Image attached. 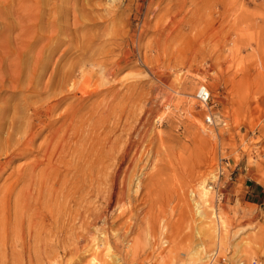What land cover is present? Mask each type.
Returning <instances> with one entry per match:
<instances>
[{
  "label": "rangeland",
  "instance_id": "1",
  "mask_svg": "<svg viewBox=\"0 0 264 264\" xmlns=\"http://www.w3.org/2000/svg\"><path fill=\"white\" fill-rule=\"evenodd\" d=\"M32 108L41 127L26 151ZM57 128L74 149L63 158L75 188L69 239L53 233L48 198L30 188L24 200L19 172ZM9 159L0 264H264V0H0Z\"/></svg>",
  "mask_w": 264,
  "mask_h": 264
},
{
  "label": "bare ground",
  "instance_id": "2",
  "mask_svg": "<svg viewBox=\"0 0 264 264\" xmlns=\"http://www.w3.org/2000/svg\"><path fill=\"white\" fill-rule=\"evenodd\" d=\"M48 111L50 113V110L47 108L43 112L46 115ZM52 111L53 110H51V112ZM39 116H40V114H39L37 109L32 108L30 110L29 117H31V118L29 119V117H28L27 129H26L25 135H24L23 139L19 142V145H18L22 150H26V151L32 150V148H33L32 144L34 143V141L38 135L36 128L41 127ZM57 131H58V128L53 130V132L50 133L49 136L44 140L41 158L37 161H32L27 168H21V170H19V172L24 171L27 173V176H28V178L25 181V185H24V189H25L24 195H23L24 200L30 199L32 197L30 188H33L36 191V196L32 197L35 199L36 202L42 201L45 197L48 198L49 202L46 205V207H47L49 214H50V217H51L50 225H52V226L55 225L52 229L53 233H55V234L59 233V234H61V236L63 235L62 237L69 239V237L72 235V233L69 235V233H70L69 230L72 232V216L70 215L69 204H70V201H72V199H73L75 188L73 187V183L71 182V180H69V178L66 176V174L68 173L69 167H70V163H66L63 160V158H65V155L69 156L70 153L73 154L74 149L71 150V148H70L71 152L69 150V152L66 154L68 149L64 145L65 137L63 136L61 139V142H59L57 140ZM17 154H19V153H14L13 150L11 151V156L15 157ZM13 157H11V158H13ZM10 161L11 160L9 159V161L7 163H3V162L1 163L0 162V169L2 168V166L4 167L5 165L9 164ZM62 174H64V175L62 177L58 178V175H62ZM97 183H98V181H97ZM118 197H119V194H117V198ZM80 200H81L80 203L86 202V200H82V199H80ZM61 208H62V211L60 213L58 212V214L55 215V212L58 209L60 210ZM80 211L81 210H79V214H82V215H83V212L86 214L88 213L89 215L91 214L90 210L88 211V209H84L81 212ZM125 213L126 212L124 211L123 214L120 215L119 219L125 218L126 217ZM128 215H129V213L127 214V216ZM130 215H131V213H130ZM40 217H41V215L36 216V218H35L36 219V225H35V229L33 231V235H36V239H37L38 243L41 242L43 231L45 230V225H44L45 222L42 218H41V221L39 223ZM32 219H33V214H32V216H30V222L32 221ZM124 222L125 221H123V223ZM133 222L130 225V229L133 225ZM38 223L40 224V226L36 231V226L38 225ZM87 227H89V226L88 225L84 226L85 229ZM138 227H137V229H138ZM130 229L128 230V228H127V229L121 230L122 234L120 236L122 237V240H121V238H120V240L118 239L120 244L123 243V241H125L126 239L130 238V236H129L130 235L129 231H131ZM132 229H133V227H132ZM136 231H138V230H136ZM64 238L61 240V242H62L61 244L64 247L63 250H67V248L70 249L71 246L69 244H67V246L65 245V243H67V242H65ZM128 240H127V243H130V242H128ZM131 240L133 242H136V243L138 242V240L135 238H131ZM131 244L129 246V249H130V247L132 248ZM128 245H127V248H128ZM47 248H48V250L58 249V247H53V246H49ZM125 248H126V246H125ZM127 248H126V251H127ZM40 249H42L41 245L37 248V251ZM71 249H72V247H71ZM131 250H133V249H131ZM122 253H125V250ZM128 255H129V253H128ZM122 257H124V256H122ZM126 257L123 259L126 260ZM143 257H145V256H143ZM128 258H130V257L128 256ZM120 261H121V256H119L118 262H120ZM122 261H124V260H122ZM130 261H131V259H130ZM141 261H140V264H141ZM102 264H107V263L103 262Z\"/></svg>",
  "mask_w": 264,
  "mask_h": 264
},
{
  "label": "built area",
  "instance_id": "3",
  "mask_svg": "<svg viewBox=\"0 0 264 264\" xmlns=\"http://www.w3.org/2000/svg\"><path fill=\"white\" fill-rule=\"evenodd\" d=\"M196 99L198 100V102L203 105V106H207L208 105V93L205 89V87H200L197 91L196 94ZM207 121L210 120V117L206 118Z\"/></svg>",
  "mask_w": 264,
  "mask_h": 264
},
{
  "label": "crops",
  "instance_id": "4",
  "mask_svg": "<svg viewBox=\"0 0 264 264\" xmlns=\"http://www.w3.org/2000/svg\"><path fill=\"white\" fill-rule=\"evenodd\" d=\"M249 190H250V194H252L254 197L258 196V193H259L258 188H255L254 186L251 185L249 187Z\"/></svg>",
  "mask_w": 264,
  "mask_h": 264
}]
</instances>
